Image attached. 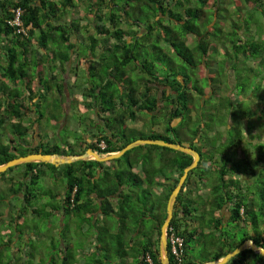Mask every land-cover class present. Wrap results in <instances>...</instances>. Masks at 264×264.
<instances>
[{
    "label": "trees",
    "instance_id": "16d2710c",
    "mask_svg": "<svg viewBox=\"0 0 264 264\" xmlns=\"http://www.w3.org/2000/svg\"><path fill=\"white\" fill-rule=\"evenodd\" d=\"M228 3L233 4L238 19L244 10L258 9L264 21V0H0V163L31 152L71 154L90 147L104 153L135 138L178 142L196 150L199 159L188 170L173 202L168 225L182 236V260L172 257L167 244L169 263L217 259L247 238L264 248V29L249 24L252 18H244L242 27L234 22L237 19L233 20ZM15 7L20 9L19 27L24 32L7 21ZM255 26L261 28L258 34H254ZM191 38L195 55L186 42ZM210 51L224 57L216 61ZM81 68L94 77L81 91L87 98L84 103L106 120L99 117L103 122L89 125V134L75 142V149L68 140L66 147L58 149L34 131L44 127L40 104L49 90L60 91L56 96H64L58 101L63 105L59 121L65 112L63 98L68 95L61 92L67 81L56 75L65 70L77 75ZM52 113L49 116L54 119ZM157 113H163L162 122L155 118ZM142 114L156 128L151 127L148 134H119L118 124L141 119ZM110 119L117 126L110 127ZM25 120L30 126L35 123L30 138ZM6 129L11 133L4 142ZM13 140L19 148L10 145ZM23 142L26 145L20 148ZM131 148L139 155L128 156L123 165L117 160L129 149L101 161L19 163L16 191L23 188L24 202L32 196L25 182L35 184L45 170L63 178L62 191L56 193L60 205L53 209L61 216L79 213L80 221L94 229L89 241L77 242L85 245L78 251L85 264H160L158 235L165 201L191 155L153 143ZM152 148L158 151L156 167L153 160L146 163ZM106 162L111 170L99 173ZM110 196L115 197L114 203ZM223 224L231 225L232 238H224L210 259L189 258V242L202 233V226L216 232ZM61 231V236L68 237L63 226ZM124 235L127 246L122 243ZM65 238L50 242V256L39 255L32 261L28 251L20 255V264H71L77 256L70 242L63 243L70 239ZM93 248L99 254L91 259ZM125 256L130 261L125 262ZM223 264H264V257L244 248Z\"/></svg>",
    "mask_w": 264,
    "mask_h": 264
},
{
    "label": "rangeland",
    "instance_id": "374dc122",
    "mask_svg": "<svg viewBox=\"0 0 264 264\" xmlns=\"http://www.w3.org/2000/svg\"><path fill=\"white\" fill-rule=\"evenodd\" d=\"M227 7L228 9H230L229 11H231L233 20L237 19V21L234 22H237L241 26L244 18H252L249 24H258L259 26H262L263 31L264 21H262V18H260L258 14L261 13L259 12L260 10L257 9V11H255L257 14L253 11L244 10L242 14L243 18L238 19L236 13L232 11L234 8L233 4L228 3ZM75 9L76 8H73L71 10L73 16H76ZM249 15H252V17H249ZM256 29L254 34H258L261 31V28L259 27H257ZM259 37L261 38L263 37V35H259ZM186 42L187 46L190 47V51H192L195 55L196 53L192 48L195 44V40L191 38V40L188 39ZM227 47H229V45ZM212 56L215 58L214 60L217 61L220 60V58L224 57V54L217 51H215L214 53L210 51V58ZM30 68L34 69V66L30 65ZM83 69L84 68L79 69L77 75L72 74L71 71L67 72L66 70L60 74L58 72V74L56 75V77H58V80L59 77L62 78L64 76L65 80L67 81L66 88L63 86L62 89H60L61 92L63 91V94L65 92V94L68 95L67 98H63L65 105L67 102V107L65 109L64 105L65 112L60 116L59 121L57 117L61 114L63 105L58 101L59 97L61 100L64 96L62 95V93H60V96H56V92L58 93L60 91H56L55 89L49 90L46 96V101L44 103H41L43 105L40 104L39 109L44 111V118L42 119L43 121H40V124H42L44 127H37L34 129V131H36V133L39 134V137H41V139L46 141L47 143H55L58 146V149L60 148V146L66 147L65 143L67 140L72 143V148L75 149V142L79 140L80 137H86L89 134V131L87 129L89 125L92 126L94 122L100 121L99 117H102V114L99 117L98 115H95L93 107H88L84 103L87 98H84L83 95L81 96V91H85V86L90 83L92 84L94 79V77H89L87 71ZM56 70L57 67L53 70V73ZM48 74L49 72L45 69L44 78L48 77ZM261 82L262 84H264V78L261 80ZM246 88L248 87L246 86ZM67 99L68 101H66ZM72 99H74V101L70 103L69 100ZM249 103H251L250 105L253 104V102L251 101L248 102V104ZM51 110L53 112L52 117L54 119L50 118L49 116ZM103 117L104 120H106L105 116ZM163 117V113H157L155 116V118L160 119L161 122L163 120ZM143 120L145 122H142ZM58 122L60 123L58 124ZM100 122H103V119ZM23 123L28 122L27 120H25ZM153 123L154 122H151L149 119H147L146 115H143L141 116V119H124V125L118 124L116 120L110 119L108 125L110 127H113L117 126L118 124L120 128L119 134H123L124 132L128 136H132L140 131H142V133L144 134H146L147 132L148 134L151 127L156 128V124L153 125ZM34 124H31V126L33 127ZM31 126L29 125V123L27 124L26 137L28 138H30L31 134L34 135ZM220 127L222 128V125ZM157 129L158 131H160V128ZM6 130H8V133H2L4 142L8 141L9 134L11 133L10 129ZM130 131H132L133 133ZM15 140H13V144L10 145L19 148V144ZM25 145L26 142H23L22 144H20V148L24 147ZM128 149H126L128 150L126 154L120 156V158L117 160L119 165H123L128 156L139 155V151L135 150V148ZM152 149L153 154L150 155L151 158H149L146 163L152 164L153 160V165L156 167L159 162L158 151L156 148ZM117 162L115 161L116 164ZM21 167V164H15L4 171H0V264H4L6 262V259H8L9 257L13 258V260H11L12 262H9L8 264H20V255L23 256L28 251L33 254L32 259H36V257H38L39 255H43L42 257L50 256L49 254L52 252L50 242L52 241V244H54L55 242L59 243L61 239L65 238V236L63 237L60 235L62 232V226L63 228H65L66 234H68V237H66L65 239L70 238L68 240H63L64 244L70 242V249H75L76 251L81 249V246L85 247L84 243L78 244L77 242L79 239H85L86 241L90 240L92 233H94V229L90 227V224L86 221H80V214H76L74 213V211H71L70 214L61 216L59 212H56L54 210L55 205L59 204V201L57 200V194L62 191L63 178L58 176L55 177L53 172H51L50 170H45L44 173L40 174L35 184H30L28 183V181L25 182L28 188H31L30 190L32 196L28 199L27 202H24L20 195V189L21 191H23V188H19L17 189L19 191H16V188L18 187V181L20 182V180L18 179ZM135 168L137 169V167ZM126 182L129 184L130 179H127ZM31 208H34V210L32 211ZM110 222L111 224H113L111 217ZM228 225L223 224L219 231H216L217 233L213 230H210L208 225H203L202 233L192 238L189 242L190 246L187 250L189 258L194 260L210 259V257L217 252L218 245L219 243L224 241V238L226 240L232 238V236L228 233V227L231 225ZM127 226L128 228H131L132 225L130 224ZM259 227H262L261 223ZM248 228L249 230H251L250 227ZM251 233L252 232L250 231V234ZM9 238L11 240H9ZM122 243L124 246H127V244H129V241H127V235H124L122 237ZM91 245L94 246V240H92ZM223 247L224 245L222 246V248ZM12 254H14V256H12ZM98 254L99 251L93 248V253H91L90 258L93 259V257H98ZM21 260L23 259L21 258Z\"/></svg>",
    "mask_w": 264,
    "mask_h": 264
},
{
    "label": "water",
    "instance_id": "95a60500",
    "mask_svg": "<svg viewBox=\"0 0 264 264\" xmlns=\"http://www.w3.org/2000/svg\"><path fill=\"white\" fill-rule=\"evenodd\" d=\"M141 143H153L158 145L167 146L173 149H178L181 151H184L191 155L190 162L185 165L182 169L181 174L178 176V179L175 183V185L171 188L170 192L168 193V196L165 201V216L162 220V222L159 225V235H158V255H159V263L160 264H170L168 260L167 255V247H166V237H165V230L168 225L169 219L172 214V207L173 202L175 200V196L188 172V170L192 167H194L199 159V154L196 150H194L191 147L182 145L178 142H170L165 141L163 139L159 138H135L123 146H121L119 149L112 153L107 154H98L94 149L87 147L83 152L81 153H71V154H57V153H41V152H31L24 155H18L15 157H12L2 163H0V171L5 170L7 167H10L15 164L19 163H25L30 161H41V162H49L54 165L62 164V163H69L76 159H84L92 157L96 160H107L110 158L118 157L120 156L124 150L131 148L137 144ZM249 248L255 252H258L261 256L264 257V248L262 246H256L250 238L244 239L239 244H237L235 247H233L231 250L225 252L221 257L213 260H209L206 262H201L198 264H223L227 261L229 257L240 251L241 249Z\"/></svg>",
    "mask_w": 264,
    "mask_h": 264
},
{
    "label": "built area",
    "instance_id": "2783aa9c",
    "mask_svg": "<svg viewBox=\"0 0 264 264\" xmlns=\"http://www.w3.org/2000/svg\"><path fill=\"white\" fill-rule=\"evenodd\" d=\"M13 12L12 18L10 20H7L9 24L11 25H18V27L16 28V30H21L24 32V29L19 27L20 22H19V12L20 9L18 7H15L13 9H11ZM100 147H103L102 142H99ZM165 236H166V243L169 246V252L172 255V257L177 261H181L182 260V236L179 235L173 228L172 225L167 226L166 230H165ZM146 260L148 261V263L150 262L149 257L146 255Z\"/></svg>",
    "mask_w": 264,
    "mask_h": 264
},
{
    "label": "crops",
    "instance_id": "0c3cea01",
    "mask_svg": "<svg viewBox=\"0 0 264 264\" xmlns=\"http://www.w3.org/2000/svg\"><path fill=\"white\" fill-rule=\"evenodd\" d=\"M114 151H116V150H114ZM114 151H108V152H104V153H101V154L104 155V154H107V153H112V152H114ZM107 160H108V159H107ZM110 166H111V165L109 164V162H108V163L106 162V165L104 164L103 167H99V168H98L99 173L104 172V170H108V171H110V170H111ZM131 170H132V171H135V172H137V173H139V174L142 176L141 172H140L139 170H137L136 168H133V167H132ZM156 178H157V177H156ZM140 185H141V186H144L145 184H144L143 182H141ZM91 195H92V194H91ZM109 200L111 201V203H114V202H115V197H114V196H110V197H109ZM78 251H79V250H78ZM78 251H76L75 249L73 250V252H74V256H75V257L77 256V260H74L71 264H85V263H84V259L80 257ZM32 256H33V254H32ZM31 258H32V257H31ZM124 258H125V259H124L125 262L130 261V256H125ZM36 259H37V257H36ZM36 259H32V261H35Z\"/></svg>",
    "mask_w": 264,
    "mask_h": 264
},
{
    "label": "clouds",
    "instance_id": "9594fccd",
    "mask_svg": "<svg viewBox=\"0 0 264 264\" xmlns=\"http://www.w3.org/2000/svg\"><path fill=\"white\" fill-rule=\"evenodd\" d=\"M95 150V149H94ZM96 151V150H95ZM97 152V151H96ZM98 154H101V153H99V152H97ZM89 158H92V157H89ZM167 226H169V225H167ZM167 228V227H166ZM166 237V236H165ZM166 247H167V243H166ZM209 261V260H208ZM206 262V261H205Z\"/></svg>",
    "mask_w": 264,
    "mask_h": 264
}]
</instances>
